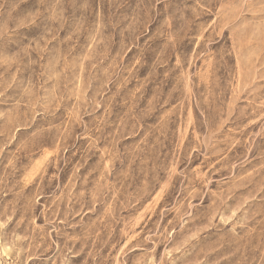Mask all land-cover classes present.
<instances>
[{"label": "rangeland", "instance_id": "374dc122", "mask_svg": "<svg viewBox=\"0 0 264 264\" xmlns=\"http://www.w3.org/2000/svg\"><path fill=\"white\" fill-rule=\"evenodd\" d=\"M0 264H264V0H0Z\"/></svg>", "mask_w": 264, "mask_h": 264}]
</instances>
